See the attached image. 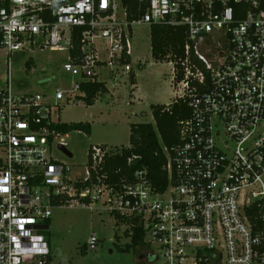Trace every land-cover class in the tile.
Masks as SVG:
<instances>
[{
  "label": "built area",
  "instance_id": "obj_1",
  "mask_svg": "<svg viewBox=\"0 0 264 264\" xmlns=\"http://www.w3.org/2000/svg\"><path fill=\"white\" fill-rule=\"evenodd\" d=\"M152 25L188 38L181 81L170 65L191 116L179 143L162 145L163 189L136 155L111 179L106 165L123 148L95 145L83 170L70 165L60 149L69 134L56 129L101 71L130 79L134 30ZM37 49L67 54L68 89L15 92L14 65ZM2 55L0 264H46L53 210L98 204L126 235L142 228L157 263L264 264V0H0ZM97 244L93 234L88 250Z\"/></svg>",
  "mask_w": 264,
  "mask_h": 264
},
{
  "label": "rangeland",
  "instance_id": "obj_2",
  "mask_svg": "<svg viewBox=\"0 0 264 264\" xmlns=\"http://www.w3.org/2000/svg\"><path fill=\"white\" fill-rule=\"evenodd\" d=\"M151 28L139 26L134 30V62L145 65L134 71L140 86V98L132 104L129 98L130 86L121 84L113 94L101 95L93 106H87L83 99L65 105L61 110V122L64 124L89 123L91 133L74 131L65 139L73 159H65L54 149L58 159H65L70 165L84 169L88 151L95 145L128 148L130 145V127L132 124L150 123L155 125L150 107L167 105L172 102L170 87V63H157L151 54ZM31 63V69L27 64ZM67 54L37 49L28 53L14 65L12 74L13 88L19 94L47 93L54 95L57 90L65 91L74 80L64 70ZM5 55L0 59V84L6 85V75L2 69ZM109 90L115 87L111 81V71H103ZM125 81V78L122 80ZM114 96V97H112ZM63 105V104H62ZM99 204L93 209L77 206L53 210L48 237L52 245V264H161L150 254L149 246L142 245L126 252L131 237L119 226L114 215ZM95 234L98 239L96 250L90 251L87 243ZM87 249V252L86 250Z\"/></svg>",
  "mask_w": 264,
  "mask_h": 264
},
{
  "label": "trees",
  "instance_id": "obj_3",
  "mask_svg": "<svg viewBox=\"0 0 264 264\" xmlns=\"http://www.w3.org/2000/svg\"><path fill=\"white\" fill-rule=\"evenodd\" d=\"M134 1V0H131ZM132 4V3H131ZM130 14H135L133 6H131ZM187 31L183 27H169L163 25L151 26V49L152 58L156 62H173L178 71V81L184 77L181 62L185 60V46L187 44ZM130 61H127L129 63ZM27 69H31V63L27 64ZM132 82L135 76L131 75ZM85 93L83 100L87 106H93L97 98L105 95L108 89L104 83H89L82 87ZM151 111L155 121V125L150 123L132 124L130 127V145L123 148L121 155L111 158L105 171L113 181H119V170L123 174L130 173L131 168L128 166L129 157L136 155L142 158L143 164L148 167L150 177L154 185L158 189H163L167 185V174L164 167L167 163L166 156L163 152L162 145L172 147L179 143V125L183 120L191 116L189 104L185 100H176L171 105H152ZM56 129L63 135L78 131L91 133V125L89 123H74L71 125L64 124L56 126ZM119 222V217L114 216ZM48 237V235H47ZM49 238V237H48ZM145 234L142 228L134 229L131 237V243L126 246L123 251H130L144 245ZM52 249V245H51ZM87 252V249H85ZM54 261L53 251L47 259L46 264H52Z\"/></svg>",
  "mask_w": 264,
  "mask_h": 264
},
{
  "label": "crops",
  "instance_id": "obj_4",
  "mask_svg": "<svg viewBox=\"0 0 264 264\" xmlns=\"http://www.w3.org/2000/svg\"><path fill=\"white\" fill-rule=\"evenodd\" d=\"M150 43H151V41H150ZM151 51H152V49H151ZM151 54H152V52H151ZM133 55H134V48H133ZM131 60H132V66H133V71L131 72V74H130V76L131 75H134L135 76V80H134V82H132L131 81V79H128L126 76H124V77H122V78H116V77H114V76H112L111 78V81L115 84V83H119V88L121 87V84L124 82V84H128L129 86H130V92H129V98H130V100H131V102H132V104H134L136 101H133V100H135V99H138L137 101H139V100H141V98H140V86L138 85V81H137V76H136V73H135V71H134V64L136 63V62H134V56H132L131 57ZM140 59H138V61H137V63H136V65H137V67L138 68H143V66L145 65L142 61H139ZM155 61V60H154ZM156 62V61H155ZM157 63H164V62H157ZM166 63H169V62H166ZM171 67H172V65H171ZM171 72V77H172V74H173V71L171 70L170 71ZM103 71H101V75H100V79L102 80V82L106 85V87H107V89H108V92L106 93V94H110V95H112L113 94V91H115L116 90V88H118V87H114L113 89H112V92L109 90V87H108V81H107V78H105V76L103 75ZM125 78V81H122L123 79ZM170 87H171V89H172V102L170 103V104H167L166 106H169V105H171L174 101H176V98H175V90H174V88H173V84H172V79L170 80ZM105 94V95H106ZM112 97H114V96H112ZM150 109H151V107H150ZM152 112V111H151ZM152 116H153V114H152ZM154 119V118H153ZM155 122V121H154ZM84 133V132H83ZM105 146H107V145H105Z\"/></svg>",
  "mask_w": 264,
  "mask_h": 264
},
{
  "label": "water",
  "instance_id": "obj_5",
  "mask_svg": "<svg viewBox=\"0 0 264 264\" xmlns=\"http://www.w3.org/2000/svg\"><path fill=\"white\" fill-rule=\"evenodd\" d=\"M60 149H61V151H63L65 153V155L67 157L73 158V154L69 150H67L65 147L60 146Z\"/></svg>",
  "mask_w": 264,
  "mask_h": 264
},
{
  "label": "flooded vegetation",
  "instance_id": "obj_6",
  "mask_svg": "<svg viewBox=\"0 0 264 264\" xmlns=\"http://www.w3.org/2000/svg\"><path fill=\"white\" fill-rule=\"evenodd\" d=\"M148 256H150V255L148 254Z\"/></svg>",
  "mask_w": 264,
  "mask_h": 264
}]
</instances>
